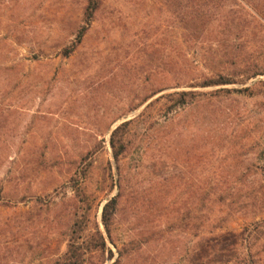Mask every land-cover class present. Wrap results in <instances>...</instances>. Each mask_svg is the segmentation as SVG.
I'll return each mask as SVG.
<instances>
[{
	"label": "rangeland",
	"instance_id": "obj_1",
	"mask_svg": "<svg viewBox=\"0 0 264 264\" xmlns=\"http://www.w3.org/2000/svg\"><path fill=\"white\" fill-rule=\"evenodd\" d=\"M195 2L216 18L217 0ZM86 4L0 0V264H54L75 214L81 241L106 236L101 210L116 195L113 241L84 264H264V74L196 86L264 70V0H229L251 22L243 36L215 21L193 42L186 0H101L64 55ZM179 90L205 95L152 104ZM141 112L116 163L111 132Z\"/></svg>",
	"mask_w": 264,
	"mask_h": 264
},
{
	"label": "trees",
	"instance_id": "obj_2",
	"mask_svg": "<svg viewBox=\"0 0 264 264\" xmlns=\"http://www.w3.org/2000/svg\"><path fill=\"white\" fill-rule=\"evenodd\" d=\"M196 0H186V12L184 16V27L188 30L187 40L188 42L196 40L195 32L200 30L205 24L208 25L215 23L223 24L227 31L230 28H235L238 30L236 33V37L243 36L244 29L250 25V21L246 18L241 17V10H232L227 9L229 0H217L215 3L216 5L213 6V11L215 14V19L210 20L212 22H208L207 20V11L206 8L203 9L202 6L196 4ZM101 4V0H87V4L84 8V20L85 23L80 27L79 31L77 32V36L75 40L71 43L70 46L64 49V55H69L74 49L80 44L83 35L85 34L86 30L88 29L91 21L93 20V16L95 12L99 9ZM262 15L264 16V8L260 9ZM237 12L240 14V19H233L230 17V14ZM212 15V14H210ZM234 17V16H233ZM210 18V17H209ZM239 18V16H236ZM243 28V29H242ZM242 34V35H241ZM229 39L228 37H225ZM224 55H228L227 62L230 66H235L238 63L237 53H224ZM231 73H222V72H215L212 75L204 76L201 82H198L196 86L199 87H211V86H224L228 84L235 83L234 78H232L231 74L235 75H242L243 80H248L250 78L256 77L257 75L264 74V70H260L255 68L252 70L249 67L246 68H239V66H235L232 68ZM264 84V81H260ZM223 89V88H221ZM220 90V89H219ZM228 90V89H227ZM205 95V92H193V91H186V90H179V91H172L166 94H162L154 100L153 103L159 102L160 100L164 99V104L168 105V110L176 109L177 107H182L189 103V101H193L196 96ZM190 97V98H189ZM143 112L139 115L125 120L117 125L111 132L109 144L111 147L112 155L114 157L115 162L119 160V158L125 153L129 146L128 135L130 133V127L133 124H137L143 119ZM116 169L119 172V166L116 165ZM119 195L113 196L107 202H105L102 206L101 210V223L103 225L104 231L106 236L98 227L95 229V232L91 235L86 241H81L83 237V232L86 228L85 222H83L84 216H77L75 214V220L72 223V227L70 230V234L67 241L66 251L61 258L55 261L54 264H84L86 254L92 252L94 250H104L107 248L106 246V237L113 241L112 238V226L115 221V217L118 211V197ZM110 251V256H112V251ZM121 252H119L120 254ZM113 262L112 264H114Z\"/></svg>",
	"mask_w": 264,
	"mask_h": 264
},
{
	"label": "water",
	"instance_id": "obj_3",
	"mask_svg": "<svg viewBox=\"0 0 264 264\" xmlns=\"http://www.w3.org/2000/svg\"><path fill=\"white\" fill-rule=\"evenodd\" d=\"M117 187H118V185H117Z\"/></svg>",
	"mask_w": 264,
	"mask_h": 264
}]
</instances>
